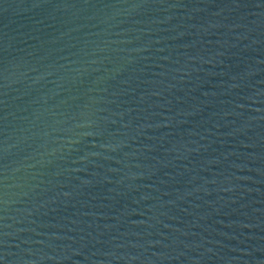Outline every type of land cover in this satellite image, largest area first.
Here are the masks:
<instances>
[{"label":"water","instance_id":"obj_1","mask_svg":"<svg viewBox=\"0 0 264 264\" xmlns=\"http://www.w3.org/2000/svg\"><path fill=\"white\" fill-rule=\"evenodd\" d=\"M0 264H264V0H0Z\"/></svg>","mask_w":264,"mask_h":264}]
</instances>
